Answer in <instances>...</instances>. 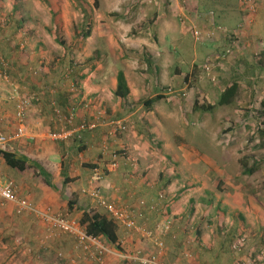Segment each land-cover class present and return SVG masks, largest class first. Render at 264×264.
Listing matches in <instances>:
<instances>
[{
	"label": "crops",
	"instance_id": "0c3cea01",
	"mask_svg": "<svg viewBox=\"0 0 264 264\" xmlns=\"http://www.w3.org/2000/svg\"><path fill=\"white\" fill-rule=\"evenodd\" d=\"M253 2V10H248L245 4L239 5L235 20L234 17L230 19L229 16L223 15V11L214 12L197 7L188 11L184 8L185 13L203 32L211 29V21L228 30L226 33L214 34L212 39L203 38V41H209L205 43L209 48L221 42H229L232 55L215 68V74L225 83L221 90L230 83L238 84L237 95L241 90H246L249 96V99L244 100L246 108L252 106L259 91L264 89V0H253ZM209 11L213 12V17L208 15ZM155 24L156 22L153 27ZM150 50L153 49L150 48ZM194 52L197 53L196 48ZM154 60V58L149 59L150 64H154L156 62ZM122 71L129 92L123 99L116 97L120 109L114 116L104 115V110L100 111L98 105H93L90 101L76 103V100L72 99L75 95L94 94L93 92L104 89L101 83L90 84V81H95L102 75L99 71L87 72L81 80V92L77 91L78 94H74L76 90H73V83L66 82L63 86H52L48 83L49 80L44 83L48 85L33 84L35 88L30 89V87L29 93L21 92L23 96L31 93V97L38 100H33L28 112L27 122L24 125L25 135L6 146H0V183L13 181L17 196L37 209L61 212L68 218L77 220L81 217L83 209L89 207H95L98 212L109 215L103 206L83 191L89 186L90 177L94 174L93 168L97 167L99 179L96 186L100 189L103 198L108 203L112 202L119 208L127 209L143 231L152 232V237H148L142 233L127 231L119 224V248L107 243L115 252L131 254L135 250H142L143 253L150 254L154 250L153 238L159 237L164 243L160 260L165 264H264V198L256 201L249 200L243 208L233 205L236 200L231 199L229 195L227 199L232 204L225 201L229 208L228 205H222L218 215L214 209L213 223L212 217H208L207 223L200 225L202 219L197 216L196 219H192L193 222L188 229L186 221L189 214L186 211L187 206L185 210L183 209V204L191 200L190 192L175 196L176 191L171 192L174 188L173 180L165 178L161 171L156 179H147V172L152 174L158 169L152 158L158 155L149 147L153 146L151 141L158 138L165 139L166 135L161 128V122L156 121L155 118L146 121L136 117L135 108L140 105L144 82L137 78L136 83H131L126 71ZM61 79L68 81L65 77ZM115 86L116 75L111 79L112 91ZM190 90L191 88L186 90L188 95ZM58 91L68 93V99L72 100L66 102V107H62L57 102ZM157 94L160 92L148 96L152 98ZM166 95L182 96L181 94ZM147 100L144 101L145 104ZM153 103L146 108H150ZM124 105L128 109V115L125 116H123L124 113H120ZM54 106H58L65 112L69 107H74L76 110L75 120L70 126L73 134L66 139L49 137V133L58 131L62 126L61 122L56 120ZM14 110V103L9 102L1 93V132H9L18 127ZM119 120L125 123L126 130L113 132L115 125L111 122ZM81 122L92 123L93 126L90 129L78 130L77 125ZM225 132L229 133L230 137L236 133L233 127H229ZM104 146H107L108 151L123 148L127 157L120 156L118 165L112 166L110 156L103 154ZM156 146L158 147V144ZM1 151L18 159L21 162L20 165L22 164L21 169L13 166L11 159L7 161ZM150 154L154 155L150 156ZM199 163V158L196 165L192 161H187V165L192 167L199 166ZM198 190L200 188L192 192H200ZM69 198H72L74 202L70 206ZM210 198L212 196L208 200L198 197V200L203 203L202 210L212 204ZM220 200V197L213 200L215 207H219L218 204L226 199ZM226 208L228 210L225 211ZM166 221H170L169 229L160 232L157 226ZM3 237L9 238L8 246H13V242L16 241L13 251L7 255L9 260L14 257L13 252L23 246L29 252L32 251L31 257L24 260L23 264H26L29 259L38 261L35 258H41L39 264H56L51 261L50 252L55 253L54 256L59 264H98L99 262L86 258L85 253L76 246L72 236L56 228H47L34 214L17 213L14 203L8 201H0V238ZM171 237L174 239L172 240ZM241 237L244 238L241 249H233V245ZM127 242H130V245L125 247L127 250H124V244ZM206 256L211 258L207 259ZM108 258L117 260L118 264H139L132 259H120L115 254L105 255L103 259Z\"/></svg>",
	"mask_w": 264,
	"mask_h": 264
},
{
	"label": "rangeland",
	"instance_id": "374dc122",
	"mask_svg": "<svg viewBox=\"0 0 264 264\" xmlns=\"http://www.w3.org/2000/svg\"><path fill=\"white\" fill-rule=\"evenodd\" d=\"M49 1L58 14L56 23L41 0H0V94L14 103V112L18 99L23 97L21 92L29 93L30 87L35 88L33 84L48 85L44 84L48 80L52 86L73 83L68 72L70 61L79 68L86 64L88 57H97L98 60H93L94 67H85V71L102 72L90 84L101 83L104 89L94 94L75 95L72 99L76 103L90 101L98 105L100 111L104 110V115L114 116L120 109L118 98L110 88L116 71H126L131 83H136L137 78L144 82L135 115L139 120L155 118L161 122L166 135L165 139L150 140L153 146L149 147L158 155L156 158L152 156L154 154L150 156L158 169L152 174L147 172L146 176L148 180L156 179L161 171L165 178L173 180L171 192L176 191L175 196L190 192L191 200L183 204V209L187 206L189 214L186 228L189 229L192 219L197 216L202 219L200 225L207 223L208 217H212L213 223L214 209L218 215L222 205H228L225 201L232 204L227 199L229 195L236 200L233 205L243 208L249 200L264 198V94L260 90L250 108L244 107V100L249 99L244 89L230 104L218 106L213 111L194 110L192 104L195 100L205 106L216 103L225 83L218 76L215 81H210L202 73L200 65L213 52L229 47V42L209 48L205 44L209 41L195 40L189 27L179 21L181 8L189 11L196 7L223 11V15L235 20L237 8L243 0H98V4L94 0H80L86 3L90 15V34L85 38L80 36L83 18L75 3L71 0ZM56 24L60 29V39L69 47L68 51L55 39ZM201 26L203 29V24ZM153 58L156 64H149V59ZM62 77L68 81H63ZM185 82L191 88L189 95L169 97L163 94L169 87L179 90ZM73 86L76 87L74 94L81 92V80ZM157 92L167 98L158 99L146 108L144 101ZM82 95L85 98H81ZM25 96L31 97L32 94ZM120 113L128 115L126 106ZM56 120L60 122L58 118ZM229 127H233L236 133L225 142L222 136ZM15 132L16 129L5 133L0 131V135L13 137ZM18 138H12L4 145ZM198 158L199 166L187 165V161L196 165ZM253 162L258 163L257 170L252 174L245 173L244 169ZM198 188L200 192H192ZM211 196L212 204L202 210L203 203L198 197L208 200ZM217 197L226 199L218 204L219 207H215L213 201ZM7 240L9 238H0V264H23L31 257L32 251L23 246L13 252L14 257L9 260L7 255L13 251L16 241L13 246H8ZM129 245L130 242L125 243L124 250ZM54 255V252L49 253L51 261L59 264ZM103 258L98 264H118L117 260ZM35 260L38 261L29 259L26 264H39L41 258Z\"/></svg>",
	"mask_w": 264,
	"mask_h": 264
},
{
	"label": "built area",
	"instance_id": "2783aa9c",
	"mask_svg": "<svg viewBox=\"0 0 264 264\" xmlns=\"http://www.w3.org/2000/svg\"><path fill=\"white\" fill-rule=\"evenodd\" d=\"M243 4L247 5L248 10H253L254 2L253 0H243ZM208 15L213 17V12L209 11ZM198 17L199 14H197ZM179 21L182 25L189 27L190 32L195 40H203L211 39L216 33H226L228 30L222 25L211 21V29L203 32L189 17L187 13H185L184 9L180 10ZM232 55V50L230 47H226L221 51L213 52L208 58H206L202 64L200 65V69L202 73L210 80L215 81L217 76L215 74V68L220 66L223 60H226ZM258 55H260L258 53ZM188 82L184 83V86L175 90L172 88L166 89V94L172 95H182L185 96L186 90L188 88ZM264 94V89L262 90ZM33 100L37 101L38 99L35 97H20L16 104V112L15 116L18 120V127L16 128V132L13 137H4L0 135V146H3L8 140L16 137H21L25 135V127H24V118L33 104ZM55 116L61 122L62 126L58 131L49 133V137L52 139H66L71 134H73V129H71V125L76 117V110L74 107H69L65 112L58 106H54L53 108ZM111 124L115 125L113 132L117 131H125L126 125L121 120L112 121ZM93 126L92 123L81 122L77 125L78 130L82 129H90ZM70 127V128H68ZM229 133H224L222 136V140L227 142L230 139ZM103 154L110 156V163L112 166L118 165V158L120 156L127 157L125 150L115 149L108 151L107 146L103 147ZM93 175L90 177L89 186L86 187L83 191L89 197L96 200V202L103 206L108 214L113 217L124 229L127 231H133L142 235H146L148 237H152V232L143 231L142 228L137 225L130 215L129 211L124 208L117 207L114 203H108L103 196L101 195L100 189L96 186V182L99 179V171L97 167L93 168ZM0 201H8L14 203L16 207L17 213L29 212L34 214L40 221H42L47 228H56L62 233H67L72 236L75 240L76 246L80 248L85 254V257L99 261L105 255H117L121 259H132L139 264H165L160 260V256L163 254L164 243L159 237L153 238L154 250L150 254H145L142 250H135L131 254L123 253V252H115L109 244L103 241L100 237L89 234L84 227H82L77 219L68 218L66 214L61 212H52L49 209L42 210L33 207L30 203H28L25 199L19 198L15 192L13 181L8 180L5 183H0ZM170 227V221L163 222L157 226L160 232H164L168 230ZM244 242V238L241 237L238 242L233 245V249L240 250ZM109 264V263H106Z\"/></svg>",
	"mask_w": 264,
	"mask_h": 264
},
{
	"label": "trees",
	"instance_id": "16d2710c",
	"mask_svg": "<svg viewBox=\"0 0 264 264\" xmlns=\"http://www.w3.org/2000/svg\"><path fill=\"white\" fill-rule=\"evenodd\" d=\"M48 8L51 14V19L53 23L57 22V11L54 10L52 7L51 3L49 0H41ZM75 5L79 8L83 22L80 27V36H83L84 38L87 37L90 34V29H89V24H90V15H89V9L86 6V3L80 1V0H71ZM95 4H98V0H94ZM19 23V20H18ZM59 28L58 25L56 24L54 28V35L56 41L61 44L66 50H69V47L66 45L65 41L60 39L59 36ZM98 60L97 57L90 56L86 60V64H84L82 67L77 68L76 65L70 61L69 64V74L70 78L73 80L74 83H79L80 80H82L86 76V71L85 67H88L89 69H92L94 67V62ZM95 60V61H93ZM92 62V64H90ZM149 62V61H148ZM150 64V62H149ZM75 67V68H74ZM80 69V70H79ZM188 76L185 78L187 79ZM76 88V87H74ZM56 94L58 96V101L62 107H66L65 104L69 100L68 99V93L65 92H60ZM129 92V88L124 76V73L121 69H119L116 73V86L113 91V94L115 97H118L120 99H123L127 96ZM238 93V84L237 83H230L221 90L218 99L216 103L212 105H207L205 106L204 104H198V101H195L193 104V109L194 110H200V111H213L216 109L218 106L222 105H227L230 104L236 97ZM166 98L165 95L163 94H157L152 98H149L146 101L147 106L151 105L152 102L158 100V99H163ZM205 106V107H204ZM2 154L4 155L5 159H11V164L19 169H21L20 161L18 159H15L13 155H10L9 153L5 151H1ZM20 165V166H19ZM258 163L253 162V164L250 167H246L244 169L245 173L252 174L257 170ZM23 168V167H22ZM162 177V175H160ZM264 185V181H263ZM70 200L68 201V204L74 203L72 198H69ZM79 224L85 228V230L94 236L100 237L103 241L106 243H109L110 245H114L115 247L118 248L119 244V223L110 215H106L103 213L98 212L96 209L89 207L85 208L82 211L81 217L78 219Z\"/></svg>",
	"mask_w": 264,
	"mask_h": 264
}]
</instances>
